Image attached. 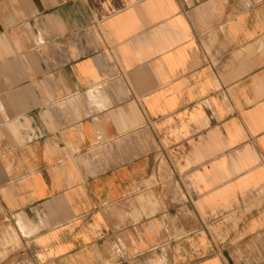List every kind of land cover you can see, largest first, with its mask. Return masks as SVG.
Returning <instances> with one entry per match:
<instances>
[{
  "label": "crops",
  "instance_id": "1",
  "mask_svg": "<svg viewBox=\"0 0 264 264\" xmlns=\"http://www.w3.org/2000/svg\"><path fill=\"white\" fill-rule=\"evenodd\" d=\"M0 264H264V0H0Z\"/></svg>",
  "mask_w": 264,
  "mask_h": 264
}]
</instances>
